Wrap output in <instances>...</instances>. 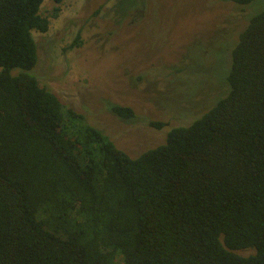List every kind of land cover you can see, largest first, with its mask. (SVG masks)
<instances>
[{
  "label": "trees",
  "instance_id": "obj_1",
  "mask_svg": "<svg viewBox=\"0 0 264 264\" xmlns=\"http://www.w3.org/2000/svg\"><path fill=\"white\" fill-rule=\"evenodd\" d=\"M43 3L0 0V264H264V9L231 51L228 93L191 120L181 104L203 88L177 97L188 123L133 157L31 73Z\"/></svg>",
  "mask_w": 264,
  "mask_h": 264
},
{
  "label": "rangeland",
  "instance_id": "obj_2",
  "mask_svg": "<svg viewBox=\"0 0 264 264\" xmlns=\"http://www.w3.org/2000/svg\"><path fill=\"white\" fill-rule=\"evenodd\" d=\"M118 3L44 0L41 12L51 24L47 32L33 31L39 63L31 73L135 157L163 142L170 126L187 124L177 119L184 109L191 120L228 93L231 51L250 17L264 9V0L245 8L232 0H149L135 20L123 18ZM55 7H60L57 16ZM183 95L193 97L181 104L184 109L172 103ZM112 104L132 107L136 116L121 118ZM167 107L177 109L176 117ZM152 120L167 125L156 128Z\"/></svg>",
  "mask_w": 264,
  "mask_h": 264
}]
</instances>
